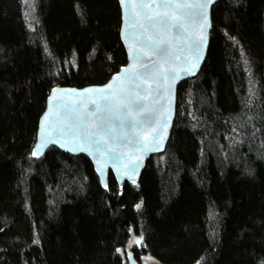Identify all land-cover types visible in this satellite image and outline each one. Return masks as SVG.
<instances>
[{"label":"trees","instance_id":"16d2710c","mask_svg":"<svg viewBox=\"0 0 264 264\" xmlns=\"http://www.w3.org/2000/svg\"><path fill=\"white\" fill-rule=\"evenodd\" d=\"M26 5L0 0V264H126L130 233L139 261L264 264V0H217L166 150L107 188L84 154L33 148L54 87L127 63L119 0H31L32 18Z\"/></svg>","mask_w":264,"mask_h":264},{"label":"water","instance_id":"95a60500","mask_svg":"<svg viewBox=\"0 0 264 264\" xmlns=\"http://www.w3.org/2000/svg\"><path fill=\"white\" fill-rule=\"evenodd\" d=\"M216 2L119 0L120 38L127 63L105 84L53 88L40 117L33 152L38 144L44 147L35 156L43 157L49 147L56 146L88 157L104 188L109 173L120 186L124 181L137 182L149 158L166 150L178 87L196 77L207 58ZM177 4L207 7L176 8ZM126 260V264H153L136 259L133 250Z\"/></svg>","mask_w":264,"mask_h":264},{"label":"rangeland","instance_id":"374dc122","mask_svg":"<svg viewBox=\"0 0 264 264\" xmlns=\"http://www.w3.org/2000/svg\"><path fill=\"white\" fill-rule=\"evenodd\" d=\"M31 0H27V5H26V9H27V13L28 16L30 18H32V9H31ZM253 82L250 80L249 81V93L252 95V93L254 92V88H253ZM137 241H139V243H137ZM142 243V237L139 235H135L134 233H130V239L126 245L125 250H122V254H123V259L126 260L127 254L131 252V250L133 249V247H140ZM143 259L145 261L151 262L153 264H159L154 258H151L150 256H143ZM127 263V260H126Z\"/></svg>","mask_w":264,"mask_h":264},{"label":"snow or ice","instance_id":"6c2138e0","mask_svg":"<svg viewBox=\"0 0 264 264\" xmlns=\"http://www.w3.org/2000/svg\"><path fill=\"white\" fill-rule=\"evenodd\" d=\"M150 5H147V4H144L143 5V7H145V8H147V7H149ZM164 7H170V5H168V4H164L163 5ZM158 7H159V5H158ZM175 7L176 8H193V7H195V8H206L207 7V4H203V5H201V4H195V5H192V4H177V5H175ZM149 42H151V41H149ZM162 42V41H161ZM129 71H131V70H129ZM191 71V69H189V72ZM109 88H111V85H109L108 86ZM87 91H89V92H91L92 90L91 89H89V90H87ZM101 91H103V90H101ZM56 95V93L54 92L53 93V96H55ZM105 99H107V98H105ZM47 120V117H45V121ZM44 147V144L43 143H41V144H38L37 145V151H34L33 152V155H36L37 154V152L40 150V149H42ZM137 243H139V241H137ZM119 251V250H118Z\"/></svg>","mask_w":264,"mask_h":264}]
</instances>
